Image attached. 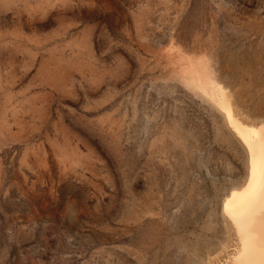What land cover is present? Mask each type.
<instances>
[{
	"label": "rangeland",
	"instance_id": "1",
	"mask_svg": "<svg viewBox=\"0 0 264 264\" xmlns=\"http://www.w3.org/2000/svg\"><path fill=\"white\" fill-rule=\"evenodd\" d=\"M218 87L264 125V0H0V264H229Z\"/></svg>",
	"mask_w": 264,
	"mask_h": 264
},
{
	"label": "bare ground",
	"instance_id": "2",
	"mask_svg": "<svg viewBox=\"0 0 264 264\" xmlns=\"http://www.w3.org/2000/svg\"><path fill=\"white\" fill-rule=\"evenodd\" d=\"M216 92L212 94L213 100L227 113L228 121L249 153V176L246 185L241 192L232 193L223 206L225 218L227 216L231 223L230 235L235 239L234 248L230 247L232 250L227 251L228 263L264 264V125L257 129L255 126L248 128L233 121L232 112L225 100L218 98L221 94L219 87Z\"/></svg>",
	"mask_w": 264,
	"mask_h": 264
}]
</instances>
